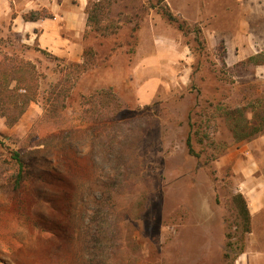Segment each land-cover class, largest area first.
I'll return each mask as SVG.
<instances>
[{
  "label": "rangeland",
  "instance_id": "1",
  "mask_svg": "<svg viewBox=\"0 0 264 264\" xmlns=\"http://www.w3.org/2000/svg\"><path fill=\"white\" fill-rule=\"evenodd\" d=\"M156 2L90 0L106 16L80 58L1 30L0 61H30L39 88L14 127L0 117V264H234L244 250L223 158L264 152V0L223 2L213 43L186 20V36L164 27ZM163 35L186 56L166 57Z\"/></svg>",
  "mask_w": 264,
  "mask_h": 264
},
{
  "label": "crops",
  "instance_id": "2",
  "mask_svg": "<svg viewBox=\"0 0 264 264\" xmlns=\"http://www.w3.org/2000/svg\"><path fill=\"white\" fill-rule=\"evenodd\" d=\"M165 1L174 15L198 24L209 43L225 35L217 20L228 15L230 9L224 4L226 0ZM233 1L242 10L243 3L259 0ZM89 6L90 0H0V33L2 30V36L8 32L18 35L30 51L48 52L57 58H80ZM30 12H44L43 15H51L52 18L42 16L38 20L27 21L24 15ZM156 16L159 17L158 22L166 25L159 15ZM240 26L245 24L241 22ZM149 32V37H159L157 29ZM175 44L176 40L163 35L165 56H186V51L175 49ZM252 148L248 145L238 147L223 158L231 165L250 215V232L247 233L245 248L234 264H264V152L256 155L257 151Z\"/></svg>",
  "mask_w": 264,
  "mask_h": 264
},
{
  "label": "trees",
  "instance_id": "3",
  "mask_svg": "<svg viewBox=\"0 0 264 264\" xmlns=\"http://www.w3.org/2000/svg\"><path fill=\"white\" fill-rule=\"evenodd\" d=\"M150 9L155 10L166 23L175 27L180 33L186 36V31L188 30L186 21L179 16L174 15L165 3V0H157L156 3H150ZM43 13L44 12H30L24 15V19L27 21H35L42 16L52 18L51 15H43ZM105 16L106 11L103 6H101L100 3H93L91 10L88 11V25L92 26L93 24L94 31L99 32L100 30L98 26L100 24V18H104ZM100 28L102 29V27ZM69 66L83 65H73L71 63ZM37 76L36 67L30 61H21L16 64L15 62H10L7 55L0 61V117L4 119L6 127L12 128L18 124L27 112L30 104L36 101L39 88ZM86 101L87 99L84 97L83 103ZM254 130L255 131L252 133L258 132L259 129L256 128ZM249 136L250 135H248V137ZM0 143L3 144L1 139ZM186 146L188 153L191 156H199L193 148L190 135L187 137ZM11 155L12 157L8 162L16 167V170L18 171L17 178H19V181L22 179V174L28 164L25 162L20 151H11ZM234 201L240 203L236 204L240 210L242 219H244L246 223L245 233H248L250 232V215L247 203L241 194L236 195Z\"/></svg>",
  "mask_w": 264,
  "mask_h": 264
}]
</instances>
